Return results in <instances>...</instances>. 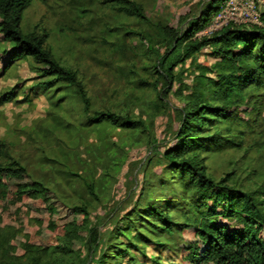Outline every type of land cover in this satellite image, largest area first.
<instances>
[{
	"label": "trees",
	"instance_id": "1",
	"mask_svg": "<svg viewBox=\"0 0 264 264\" xmlns=\"http://www.w3.org/2000/svg\"><path fill=\"white\" fill-rule=\"evenodd\" d=\"M31 1L0 0V32L14 44L6 51L8 61L3 69L31 57L37 63V77L42 79L36 88L58 91L61 86H71L82 103L86 125L110 122L141 131L155 144L157 140L141 116L91 108L77 70L54 55L47 44L46 29H21L22 14ZM104 1L115 2L118 12L137 18L145 26L117 37L121 43L124 35L136 36L142 45L141 55L148 60L142 69L155 75L149 81L136 74L133 88L156 90L161 83L164 90L157 91L152 102L157 111L162 94L170 92L176 83L179 94L188 90L176 111L172 144L160 153L162 176L144 185L145 203L124 213L121 225H114L103 237L91 221L85 202L69 204L19 160L0 155V264H118L125 255L131 264H137L131 249L139 250V243H152L178 254V264H264V182L244 190L236 182L234 169L216 178L206 164L208 155L242 148L246 131H254L245 115L253 112L251 103L259 104L254 107L256 115L264 103V9L261 26L224 25L209 34L196 35L228 0L201 2L195 15L191 16V9L180 14L177 26L152 22L134 0ZM205 48L211 62L198 61ZM127 49L134 51L133 47ZM187 61L188 68H184ZM184 69L190 72L189 82L182 78ZM17 88L15 85L3 91L0 104L15 100ZM259 141L253 140L245 151L260 145ZM85 186L98 200L93 182L85 181ZM143 223L145 231L138 226ZM131 231L135 234L128 237ZM174 233L179 238L177 245L163 237ZM34 235L38 238L33 239ZM158 258L160 255L151 260L160 264Z\"/></svg>",
	"mask_w": 264,
	"mask_h": 264
},
{
	"label": "rangeland",
	"instance_id": "2",
	"mask_svg": "<svg viewBox=\"0 0 264 264\" xmlns=\"http://www.w3.org/2000/svg\"><path fill=\"white\" fill-rule=\"evenodd\" d=\"M134 1L142 5L152 22L177 26L180 14L191 9V16L195 15L205 0ZM234 2L237 6L234 20L226 25H263L260 13L264 0ZM117 6L113 1L104 0H32L22 14L21 29L24 32L46 29L47 44L54 55L77 70L91 108L130 111L131 115L141 116L147 131L156 138L155 144L141 131L123 129L110 122L86 125L82 103L71 86H61L58 91L36 88L42 79L37 77V63L31 57L12 62L5 71L6 51L14 44L0 32V94L18 86L16 99L0 104V155L9 154L19 160L35 178L54 187L69 204L85 202L90 208L91 221L103 237L114 225H121L124 213L145 203L144 185L157 182L162 176L160 153L172 144L177 127L176 111L188 92L184 89L179 94L176 83L170 92L162 94L157 111L152 102L156 101L157 91L164 90L161 83L156 90L133 88L136 74L149 81L155 75L142 69L148 60L141 55L142 45L136 36L130 33L124 35L123 43L118 42L117 37L121 39L126 30L137 31L145 26L137 18L118 12ZM220 25L225 24L214 22L213 18L196 35L219 29ZM112 42L127 47L116 48ZM132 47L134 51L127 49ZM208 51V48L202 50L199 62H211ZM188 64L189 61L184 68ZM190 76L188 70L182 71L184 82H189ZM250 105L253 112L245 116H249L254 131H246L243 147L223 149L206 159L209 171L216 178L234 169L236 182L244 190H253L264 182V103L258 115L254 107L259 104ZM255 139L260 140V145L245 151ZM85 181L93 182L98 200L88 194ZM173 212L177 214L178 210L174 207ZM138 226L145 231V223ZM132 234L135 231L127 236ZM163 237L169 243L179 244L176 233L163 234ZM122 239L127 242L126 237ZM139 248L131 249L137 264H154L151 259L157 255H160V264L181 262L178 254L155 244L139 243ZM118 264L131 263L125 255Z\"/></svg>",
	"mask_w": 264,
	"mask_h": 264
},
{
	"label": "built area",
	"instance_id": "3",
	"mask_svg": "<svg viewBox=\"0 0 264 264\" xmlns=\"http://www.w3.org/2000/svg\"><path fill=\"white\" fill-rule=\"evenodd\" d=\"M236 11H237V6H236L234 0H228L224 4L222 9L214 16V22L219 21L220 23H222V24L224 23L226 25L229 22V20H234V16L236 14ZM214 30H217V29H214ZM214 30H211L210 32H206L204 34H209ZM198 35H203V34L200 33Z\"/></svg>",
	"mask_w": 264,
	"mask_h": 264
}]
</instances>
